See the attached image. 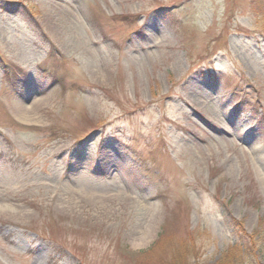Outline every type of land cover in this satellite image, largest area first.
I'll use <instances>...</instances> for the list:
<instances>
[{"label":"rangeland","instance_id":"1","mask_svg":"<svg viewBox=\"0 0 264 264\" xmlns=\"http://www.w3.org/2000/svg\"><path fill=\"white\" fill-rule=\"evenodd\" d=\"M252 1L0 0V264H119L164 228L264 264L231 225L264 240Z\"/></svg>","mask_w":264,"mask_h":264},{"label":"trees","instance_id":"2","mask_svg":"<svg viewBox=\"0 0 264 264\" xmlns=\"http://www.w3.org/2000/svg\"><path fill=\"white\" fill-rule=\"evenodd\" d=\"M252 2V12H254L256 17L259 32L264 37V0H253ZM124 18L126 19L127 16H124ZM194 25V23L190 24V26L187 24L184 29H197ZM208 50L209 48L205 52H208ZM188 54L192 57V48L188 51ZM6 69L8 70L7 67ZM236 80L240 81L241 78H236ZM237 81L230 83V86L235 87L236 90L239 88L237 87L239 85V82ZM110 89L111 88L102 87L101 90L105 96H111L115 99L111 95ZM84 122L85 126L90 127L91 125H96V120L89 118V116L84 119ZM98 124L101 125L102 122H98ZM49 218L50 217L47 219ZM242 223V221L236 218L231 219V225L234 228L235 234L237 235L240 243L243 242V245L248 247V249H251V253H254L256 250H262L264 240L257 242L255 236L249 234ZM47 234H49L48 231ZM49 235L53 240H55L54 236L51 234ZM173 239L174 236L168 235L166 228H164V231L159 235L157 242L148 248V250L133 251L127 246L121 245V248L124 250V256L121 261H119V264H193V260L199 257V249L194 243L193 235L190 234L188 239H185L180 243H175ZM82 262H84L83 259Z\"/></svg>","mask_w":264,"mask_h":264},{"label":"bare ground","instance_id":"3","mask_svg":"<svg viewBox=\"0 0 264 264\" xmlns=\"http://www.w3.org/2000/svg\"><path fill=\"white\" fill-rule=\"evenodd\" d=\"M213 115H215V114H213Z\"/></svg>","mask_w":264,"mask_h":264}]
</instances>
